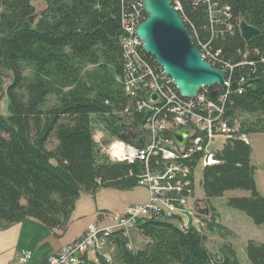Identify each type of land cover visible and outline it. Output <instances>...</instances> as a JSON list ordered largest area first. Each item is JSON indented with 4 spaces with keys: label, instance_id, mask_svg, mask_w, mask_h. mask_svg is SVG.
<instances>
[{
    "label": "trees",
    "instance_id": "16d2710c",
    "mask_svg": "<svg viewBox=\"0 0 264 264\" xmlns=\"http://www.w3.org/2000/svg\"><path fill=\"white\" fill-rule=\"evenodd\" d=\"M178 1L188 29L194 25L210 38L208 0ZM215 1L217 27L230 21L234 30L215 34L214 48L232 63L253 60L235 66L234 80L259 77L242 91L230 89L223 117L248 134L264 133V0ZM226 5L230 17L222 13ZM122 9L123 0H46L35 22L33 0H0V63L13 72L9 114L0 112V225L34 217L65 230L82 190L96 195L105 186L139 185L144 162L111 160L94 136L98 126L110 137L127 139V126L138 125L146 114L124 89ZM242 20L261 34L246 40L239 30ZM243 113L249 116L239 121ZM251 155V141L229 140L217 150L220 160L203 168L202 184L207 201L229 189L249 190L227 202L260 225L264 195ZM214 215L204 216L201 228L179 227L169 217L144 218L136 226L149 237L144 247L133 250L128 235L118 230L110 237L111 262L99 253L97 261L85 256L76 264H241L231 241L214 253L208 248L206 229H225ZM247 255L251 264H264V241L249 239Z\"/></svg>",
    "mask_w": 264,
    "mask_h": 264
},
{
    "label": "built area",
    "instance_id": "2783aa9c",
    "mask_svg": "<svg viewBox=\"0 0 264 264\" xmlns=\"http://www.w3.org/2000/svg\"><path fill=\"white\" fill-rule=\"evenodd\" d=\"M208 2L212 35L210 38L202 37L194 25L192 32H189L204 58L212 60L214 66L225 69V86H204L196 97L191 98V102H181V95H174V88L177 87L171 76L158 72L153 63L141 55L143 40L137 34V26L141 23V16H146L142 2L123 0L124 89L135 98L136 110L146 114L138 125L127 126V139L112 137L104 143L102 137L105 133L100 130L94 136L101 151L111 160L144 162V171L138 178V184L147 187L149 197L145 202L130 204L120 213L101 211L104 216H109V221L89 223L81 235L62 245L39 264H76L85 256L97 261L99 253L111 262L112 254L104 253L103 245L109 243L115 231L121 230L127 234V229L137 226L140 220L147 217H169L184 224V228L190 225L197 228L205 226L203 217L208 215L197 211L196 202L205 204L194 194L197 168L220 160L217 156L218 147H213L217 144L216 138L222 139L223 143L237 137L251 141L248 133L240 130L238 123H230L223 115L230 89L233 88L232 82L237 81L239 86L235 88L242 91L250 79L242 76L234 80L232 73L235 66L244 62L253 63V60L247 59L232 63L224 59L221 48H214L215 34L233 32L234 26L229 21L218 28L220 17L217 15V2ZM175 6L180 9L179 1ZM222 11L225 17H230L228 5L223 6ZM213 88L217 90L215 97L211 96ZM155 93L156 98L153 97ZM182 129H188L189 134L183 144H179L173 138V132ZM139 142L143 144H137ZM32 257L33 250L23 248L16 264H30Z\"/></svg>",
    "mask_w": 264,
    "mask_h": 264
},
{
    "label": "rangeland",
    "instance_id": "374dc122",
    "mask_svg": "<svg viewBox=\"0 0 264 264\" xmlns=\"http://www.w3.org/2000/svg\"><path fill=\"white\" fill-rule=\"evenodd\" d=\"M178 1V0H177ZM33 3L36 6V16L35 22L39 17L41 11L46 7V0H33ZM13 80V72L11 68L0 63V112L4 115L9 114V96L7 93V89L9 84ZM55 100V96L51 95L50 102ZM247 113H243L240 115L238 120L244 119L248 117ZM97 129L105 133V131L97 126ZM109 134L106 132L105 136L103 134V141L106 139H111ZM252 145V155L251 160L256 165V181L258 185V189L261 194L264 195V133L256 132L249 135ZM101 139V141H102ZM220 138H216L215 141H220ZM55 143V139L52 140L50 146L52 147ZM105 143V142H104ZM197 184L195 183L194 194L198 196V198L205 199L204 188H203V167L199 166L197 168ZM147 191L146 186L136 185L133 188L122 189L113 186H105L101 187L96 195L91 194L86 190H82L80 196L76 200V207L74 209V214L72 213L69 233H78L84 227L87 226L90 222H100L99 212L104 211L107 213H120L129 203L146 201L147 200ZM193 194V195H194ZM251 192L247 189L235 188L229 189L224 192L221 196H215L208 199L207 203L210 208L209 213H203L204 215H208L209 217H213L214 215L216 219L225 226L222 232L212 231L206 229L208 234L207 246L211 252H216L219 250L221 245L227 240L233 242L236 247L238 257L240 259L241 264H251V261L247 255V242L249 239L254 238L258 241H264V224H256L253 219L243 210L232 207L228 204L227 200L230 196L237 195H250ZM149 197V194H148ZM144 201V202H145ZM142 203V202H141ZM205 204V203H204ZM200 207H204L205 205L199 204ZM197 208V205H196ZM215 210V212L213 211ZM124 211V210H123ZM198 212H201L197 208ZM202 213V212H201ZM28 218V217H27ZM108 219V218H107ZM99 221V222H98ZM177 222V221H175ZM129 237V246L133 250L144 247L149 240V237L146 236L138 227L134 226L126 231ZM223 234V235H222ZM53 240H45L43 239L41 243L42 249H48L52 247ZM106 244V245H105ZM102 247V251L105 253L114 250V243L109 240V243H105ZM29 247H21L19 251L16 253L17 249L9 248V245H5L2 248L5 252L4 256H8L14 250L17 254V257L21 251V249ZM33 250V249H31ZM1 253V250H0ZM93 254L91 253V256ZM3 256V255H2ZM37 259V254L33 250V257L30 260V264H38L39 261H35Z\"/></svg>",
    "mask_w": 264,
    "mask_h": 264
},
{
    "label": "water",
    "instance_id": "95a60500",
    "mask_svg": "<svg viewBox=\"0 0 264 264\" xmlns=\"http://www.w3.org/2000/svg\"><path fill=\"white\" fill-rule=\"evenodd\" d=\"M137 1L142 2L146 13L145 19L137 26V34L143 40V48L153 55L165 73L171 76L182 96L194 98L204 86H225V69L222 66H214L204 58L173 0ZM239 28L246 40L261 34L260 28L245 20L240 22ZM258 80L259 77L250 78L245 84ZM237 86L239 83L233 81L231 87ZM216 95L217 90L213 88L211 96ZM153 97L156 98L157 94L155 93ZM188 134V129L177 130L173 132V138L179 144H183ZM200 200L205 206L200 207L197 201V208L202 213H209L207 201L202 198Z\"/></svg>",
    "mask_w": 264,
    "mask_h": 264
},
{
    "label": "crops",
    "instance_id": "0c3cea01",
    "mask_svg": "<svg viewBox=\"0 0 264 264\" xmlns=\"http://www.w3.org/2000/svg\"><path fill=\"white\" fill-rule=\"evenodd\" d=\"M148 194H147V199H148ZM144 201H140V203ZM133 203H138V202L129 203L123 210H125L130 204ZM99 218H100V222L98 221L99 223H106L110 219L109 216L107 215L104 216L103 214H101V211L99 212ZM69 227L70 225H68L67 229L65 230H61L58 228L50 229L42 221L34 217H28L18 222L0 225V250H1L0 264H16L17 263L16 253L19 251L21 247L24 246L29 247L36 252L37 259L35 261H39L38 262L39 264L47 256L56 252L62 245L72 241L73 239L81 235V233H83V231L86 229L87 226L84 227L78 233H69ZM43 239L49 241L53 240L52 247H49L48 249H42L41 243ZM5 245H9V248L11 247L12 249L15 250L17 249L16 253L14 250L7 257L4 256L6 251H4L2 248H4Z\"/></svg>",
    "mask_w": 264,
    "mask_h": 264
},
{
    "label": "bare ground",
    "instance_id": "6f19581e",
    "mask_svg": "<svg viewBox=\"0 0 264 264\" xmlns=\"http://www.w3.org/2000/svg\"><path fill=\"white\" fill-rule=\"evenodd\" d=\"M145 17L146 16H141V22L145 19ZM141 51H143V53H144V55H145V57H143L144 59H148V61H150L151 63H153V66L156 68V69H158V72H165L164 71V69L162 68V66L157 62V60L155 59V57H154V59H150L149 58V56L148 55H146V53H148V52H146L145 50H144V48H141ZM208 61H210L211 63H212V60H208ZM174 95H181V93H180V91L178 90V88H174ZM181 102H191V97H184V96H182L181 95ZM225 134V133H224ZM249 136V135H248ZM221 137H223V136H221ZM229 141V140H228ZM228 141H226V142H222V139L220 140V141H217V144H215V145H213V147L214 148H216V147H218V150L219 149H221ZM178 225H179V227H182V228H184V224H182V223H179L178 221L176 222ZM88 226V225H87Z\"/></svg>",
    "mask_w": 264,
    "mask_h": 264
}]
</instances>
